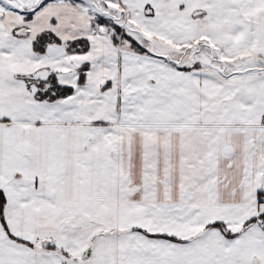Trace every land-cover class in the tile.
Instances as JSON below:
<instances>
[{"label": "snow or ice", "instance_id": "snow-or-ice-1", "mask_svg": "<svg viewBox=\"0 0 264 264\" xmlns=\"http://www.w3.org/2000/svg\"><path fill=\"white\" fill-rule=\"evenodd\" d=\"M0 264H264V0H0Z\"/></svg>", "mask_w": 264, "mask_h": 264}]
</instances>
